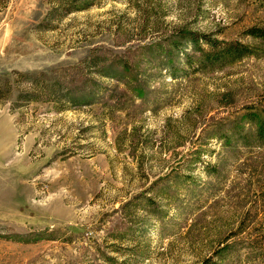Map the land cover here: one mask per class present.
Returning <instances> with one entry per match:
<instances>
[{
	"label": "rangeland",
	"instance_id": "rangeland-1",
	"mask_svg": "<svg viewBox=\"0 0 264 264\" xmlns=\"http://www.w3.org/2000/svg\"><path fill=\"white\" fill-rule=\"evenodd\" d=\"M252 27L264 0H0V264H264V148L219 137L255 130L264 54L164 59Z\"/></svg>",
	"mask_w": 264,
	"mask_h": 264
},
{
	"label": "trees",
	"instance_id": "trees-1",
	"mask_svg": "<svg viewBox=\"0 0 264 264\" xmlns=\"http://www.w3.org/2000/svg\"><path fill=\"white\" fill-rule=\"evenodd\" d=\"M247 34L259 41L261 48H255L242 42H226L211 39L205 35H201L194 31L181 30L175 34L174 40H171L170 47L165 49V68L169 71L172 79H178L181 72L184 71L180 64L175 61L183 59L184 64L190 68L197 67L199 70H214L216 68L223 69L239 62L247 57L263 52L264 54V27H252L247 31ZM203 41L207 44L208 49L202 47ZM191 46L193 51L188 52L186 46ZM157 46H162L158 43ZM261 50V51H260ZM181 56H178V55ZM117 63H115L116 65ZM124 69L128 70V62L123 63ZM184 66V65H183ZM255 126V130L247 131L244 128L235 127V134L223 131L219 135L225 146L235 143L237 146L259 145L264 148V107L260 112H249L241 118V122ZM215 168V166H214Z\"/></svg>",
	"mask_w": 264,
	"mask_h": 264
}]
</instances>
